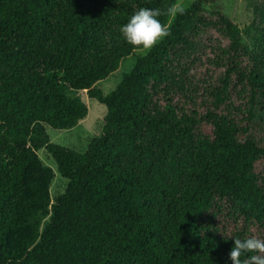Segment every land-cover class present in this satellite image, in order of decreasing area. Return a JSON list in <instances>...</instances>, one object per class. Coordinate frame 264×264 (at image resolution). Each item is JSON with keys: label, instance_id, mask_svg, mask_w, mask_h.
<instances>
[{"label": "trees", "instance_id": "obj_1", "mask_svg": "<svg viewBox=\"0 0 264 264\" xmlns=\"http://www.w3.org/2000/svg\"><path fill=\"white\" fill-rule=\"evenodd\" d=\"M222 1L159 17L171 35L103 95L141 50L121 27L176 0H0V264H232L264 238V0L243 30ZM81 91L106 107L82 153L46 129L87 117Z\"/></svg>", "mask_w": 264, "mask_h": 264}, {"label": "rangeland", "instance_id": "obj_2", "mask_svg": "<svg viewBox=\"0 0 264 264\" xmlns=\"http://www.w3.org/2000/svg\"><path fill=\"white\" fill-rule=\"evenodd\" d=\"M195 0H180V3L187 8ZM223 11L239 26L241 30L246 28L253 19V12L249 4L245 0H223L220 2ZM244 42H248V38L243 34ZM142 50L135 51L131 56L125 58L119 68L110 74V76L98 82L95 87L100 89L103 95L111 93L120 83L124 73L130 71L136 60L144 56ZM198 68H193L189 71L194 84L198 85L203 78L199 73ZM79 96L88 107L87 117L81 121L76 127L69 130H57L51 127H46L47 133L52 143L73 149L77 152H85L92 139L99 137L103 130V120L106 115V107L99 101L88 97L85 91L79 92ZM42 162L51 167L55 173V178L52 182L50 193L52 201L64 193L67 187V180L64 179L57 170V165L52 156L42 149L38 152Z\"/></svg>", "mask_w": 264, "mask_h": 264}, {"label": "clouds", "instance_id": "obj_3", "mask_svg": "<svg viewBox=\"0 0 264 264\" xmlns=\"http://www.w3.org/2000/svg\"><path fill=\"white\" fill-rule=\"evenodd\" d=\"M184 13L185 8L180 0H176L164 10L142 7L120 31L127 43L147 54L155 45L171 35L170 28L163 24L159 17H176ZM249 232L254 233L255 229L250 227ZM228 255L232 264H264V238L255 234L244 239L235 238Z\"/></svg>", "mask_w": 264, "mask_h": 264}]
</instances>
